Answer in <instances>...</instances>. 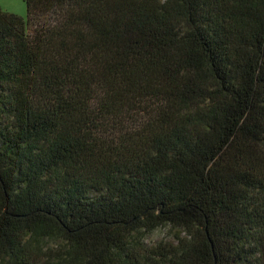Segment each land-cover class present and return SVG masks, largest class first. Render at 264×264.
Here are the masks:
<instances>
[{
	"label": "trees",
	"instance_id": "obj_1",
	"mask_svg": "<svg viewBox=\"0 0 264 264\" xmlns=\"http://www.w3.org/2000/svg\"><path fill=\"white\" fill-rule=\"evenodd\" d=\"M25 5L0 10V264H264V0Z\"/></svg>",
	"mask_w": 264,
	"mask_h": 264
},
{
	"label": "rangeland",
	"instance_id": "obj_2",
	"mask_svg": "<svg viewBox=\"0 0 264 264\" xmlns=\"http://www.w3.org/2000/svg\"><path fill=\"white\" fill-rule=\"evenodd\" d=\"M0 10L2 12L17 15L24 20L27 18L25 0H0ZM28 33L32 32V25L28 24ZM96 194L91 193L89 197H95ZM184 233L180 228H172L170 225H165L157 228L153 232L147 234L144 238L146 246L152 247L158 244L172 243L176 244L177 237H183ZM43 246L45 249L56 250L62 246V241L58 239L44 240Z\"/></svg>",
	"mask_w": 264,
	"mask_h": 264
}]
</instances>
